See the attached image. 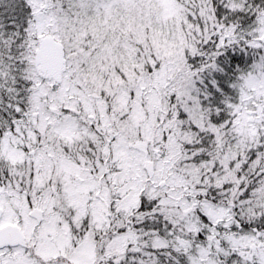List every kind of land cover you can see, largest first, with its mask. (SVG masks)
Listing matches in <instances>:
<instances>
[{
    "label": "snow or ice",
    "instance_id": "obj_1",
    "mask_svg": "<svg viewBox=\"0 0 264 264\" xmlns=\"http://www.w3.org/2000/svg\"><path fill=\"white\" fill-rule=\"evenodd\" d=\"M0 264H264V0H0Z\"/></svg>",
    "mask_w": 264,
    "mask_h": 264
}]
</instances>
